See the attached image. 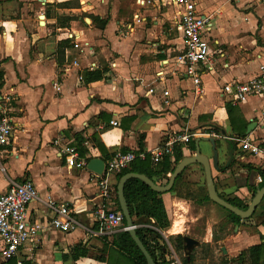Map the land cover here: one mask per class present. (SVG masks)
<instances>
[{
	"label": "crops",
	"instance_id": "crops-1",
	"mask_svg": "<svg viewBox=\"0 0 264 264\" xmlns=\"http://www.w3.org/2000/svg\"><path fill=\"white\" fill-rule=\"evenodd\" d=\"M77 1L0 0V108L13 129L8 144L0 146V193L10 181L30 180L38 198L28 206L27 219L43 225L22 251L26 263L127 264L129 258L113 243L122 231L111 236L92 233L97 225L90 209L102 201L96 176L78 164L91 158L106 163L115 152H149L183 128L212 127L220 136L213 141L196 137L157 163L147 156L154 184L165 185L177 164L198 150L208 160L216 193L247 208L253 189L262 183L255 182V175L264 174V162L230 138L249 135L264 143V101L252 96L231 104L221 87L258 74L264 62V3L193 0L196 11L212 23L214 61L212 74L202 77L203 96L198 98L191 81L170 64L182 48L172 9L137 7L140 19L126 22L114 4L89 8L86 0ZM82 12L104 21V26L82 22ZM258 17L263 18L257 23ZM147 18L151 25L146 29ZM73 40L88 42L91 52L79 58ZM162 43L173 46L158 48ZM73 58L81 69L69 68ZM89 61L96 62L93 69H85ZM92 71H100L102 77L86 82L83 74ZM159 71L165 75L162 81L156 76ZM163 90L168 91L165 98ZM65 147L76 152L72 162ZM116 176L109 178L111 193L104 201L110 209H118L113 195ZM160 198L169 220L166 229H158L153 218L144 216L131 217V223L163 236L164 260L170 248L180 252L184 264H250L248 254H241L264 245V197L248 218L233 220L208 197L200 163L186 165ZM51 203L86 208L74 216L78 227L59 231L48 226ZM178 235L180 249L168 240ZM185 236L196 241L190 250L184 248ZM193 253L198 255L191 260ZM262 257L264 261V251ZM0 264H15V259L4 260L0 254Z\"/></svg>",
	"mask_w": 264,
	"mask_h": 264
},
{
	"label": "built area",
	"instance_id": "built-area-1",
	"mask_svg": "<svg viewBox=\"0 0 264 264\" xmlns=\"http://www.w3.org/2000/svg\"><path fill=\"white\" fill-rule=\"evenodd\" d=\"M141 6L157 7L158 9H172L174 25L181 36L182 48L179 52L169 60L170 64L176 66V70L180 74H184L192 85L193 92L196 97L203 96L202 77L206 74H212L214 70V61L210 48L209 33L212 29V23L209 17L199 14L195 9L193 0H138ZM264 3V0H261ZM72 47L80 55L85 56L91 52V45L86 41H72ZM221 54V52H220ZM165 61V65L168 64ZM71 69H81V64L78 58H73L69 64ZM96 62L89 61L85 69H93ZM66 70L68 67L65 68ZM158 80H163L164 73L159 71L156 73ZM81 78V76H80ZM227 101L231 104H237L248 97L256 96L264 101V62L259 65L258 74L255 77L248 79L245 82L230 81L225 82L221 87ZM163 97L168 96V91L163 90ZM164 103L167 100L164 99ZM264 109V108H263ZM264 114V110H263ZM12 124L4 109L0 108V146L7 145L12 137ZM220 135L214 128L206 130H189L183 128L180 131L169 134L165 140L149 152H115L110 159L105 163V168L100 176H96V182L99 190L98 196L101 199L100 204H93L91 214L97 225L93 235L96 236H111L119 231H128L135 229L126 226L124 217L120 210L110 209L104 206V201L109 199L111 189L109 184L110 176L117 175L123 169H126L130 164L138 160H144L147 156L149 159L157 163L165 156H171L176 148H181L187 145L196 137L200 138H218ZM238 147L264 162V143L247 135L244 137L230 138ZM64 152L68 154L70 162L76 157V152L73 148L65 147ZM84 167L86 162L80 161L78 164ZM263 177L260 174L255 175V182L261 183ZM38 198L34 184L26 179L21 182L10 181L8 189L0 193V254L4 260L15 259V264H27V256L22 254L24 247L38 236L40 225L30 223L27 219L28 206ZM49 208L53 212V216L47 222V225L59 231H70L78 227V221L74 217L79 211H84L86 208L75 209L68 206L66 203L49 204ZM169 256L166 255L164 264H181L176 254L170 249ZM28 264H34L29 262Z\"/></svg>",
	"mask_w": 264,
	"mask_h": 264
},
{
	"label": "trees",
	"instance_id": "trees-1",
	"mask_svg": "<svg viewBox=\"0 0 264 264\" xmlns=\"http://www.w3.org/2000/svg\"><path fill=\"white\" fill-rule=\"evenodd\" d=\"M104 21H100L99 27L102 28L104 26ZM84 80L86 82L95 81L102 77L100 71H92L85 72L83 74ZM191 142V141H190ZM80 144V143H79ZM192 148V146H191ZM79 154L82 155L83 152L79 150ZM165 159V158H164ZM163 159V160H164ZM136 173L140 175L146 176L150 181L152 180V170L149 168V160L146 157L144 160L136 159L133 161L130 166L126 169H123L120 173L117 174V180H119L126 173ZM262 174V172H260ZM263 177L262 183L259 188L253 189V194L262 186H264V174L261 175ZM154 183V182H153ZM114 200L119 210V204L117 200L116 187L113 190ZM161 193L154 191L151 189L145 182L138 178H129L125 181L123 185V196L124 200L129 212L130 217L136 216H144L148 218H153L157 224L158 229H166L169 226V220L160 198ZM222 198V197H221ZM229 204L235 206L239 209H246V206H240L233 199H225ZM230 213V212H229ZM230 216L233 220L239 221L240 218L230 213ZM125 223V221H124ZM136 236L142 243V245L147 250L154 264H164L165 260L163 259L165 242L163 236H161L156 230L151 228H142L136 227L134 229ZM161 240L162 246L158 245V241ZM168 240L173 243H176L177 248H181L182 245V237H168ZM113 243L118 251L124 253L129 258V263L132 264H147L146 259L143 254L140 252L135 242L131 239L130 235L127 231L119 232ZM264 245H255L250 247L243 254H248L250 264H264L263 254Z\"/></svg>",
	"mask_w": 264,
	"mask_h": 264
},
{
	"label": "water",
	"instance_id": "water-1",
	"mask_svg": "<svg viewBox=\"0 0 264 264\" xmlns=\"http://www.w3.org/2000/svg\"><path fill=\"white\" fill-rule=\"evenodd\" d=\"M250 129L251 128L248 126L246 133H248ZM208 140L213 141L210 138H208ZM230 156H232V150L230 152ZM190 163H200L203 166L204 173H205V181H206V188H207L208 197L213 202L220 205L224 209L228 210L230 213L234 214L235 216H238V217L243 218V219L248 218L251 215V213L254 211L256 206L259 204L260 200L264 197V187H262L255 192L252 201L250 202V204L247 206V208L245 210L239 209V208L229 204L226 200L221 198L216 193L215 188H214V184H213V181L211 178V172H210L208 160L206 157L199 154L198 150H196L194 156L186 157L177 164V166L174 168L172 174L170 175L168 182L163 186H158V185L154 184L152 181H150L144 175H140V174H136V173H132V172L124 174L118 180V183L116 186L117 200H118V204H119V209H120V211L124 217V221H125L126 226H128V227L132 226L131 217L129 215V212H128V209H127V206H126V203L124 200V196H123V185L127 179L138 178V179L142 180L143 182H145L151 189H153L156 192H159V193L167 192L171 189V187L174 183V180L180 174L182 169ZM104 168H105V163L100 158H91L88 160V162L86 164V169L88 171H90L91 173H93L94 175H97V176L102 175ZM127 232L130 235L131 239L135 242V244L138 247V249L140 250V252L143 254L144 258L146 259L147 264H154L150 255L148 254L147 250L145 249V247L142 245V243L140 242V240L136 236L134 229L131 228ZM183 242H184V248L186 250H190L194 245H196V241H194L193 239L186 237V236L183 237Z\"/></svg>",
	"mask_w": 264,
	"mask_h": 264
},
{
	"label": "rangeland",
	"instance_id": "rangeland-1",
	"mask_svg": "<svg viewBox=\"0 0 264 264\" xmlns=\"http://www.w3.org/2000/svg\"><path fill=\"white\" fill-rule=\"evenodd\" d=\"M84 1L85 0H82L80 2V4H83ZM75 3L78 4L79 1L76 0ZM95 3L101 4V5L102 4H105L106 6L107 5L111 6L112 4L116 5L117 8L119 9V15L121 17L125 18V21L126 22H128V21L129 22H133V19H135V20L136 19H140L139 18L140 15L137 12V10H138L139 7H143V6H141L142 5L141 2H139L138 0H86V4L85 5L87 7H89V8H93ZM135 8H137V10ZM80 16H81V18L84 19V20L82 19V22H85L86 21L90 25H96V26H99L100 25V21L96 17H94V16H91V15L88 16L86 13H83V12H82V14ZM261 18H263V17H261ZM261 18H260V20H259V17L257 18V23L258 22H261ZM147 19L148 20H146L147 22L145 24L146 29L151 25L150 24V21H149L150 19L149 18H147ZM158 31H160V29ZM175 32L177 33L176 30H175ZM126 33L127 32L123 31V33H121V36L122 37H125L126 36ZM173 37H174V34H173ZM173 37L171 36V38H173ZM141 44H145L146 45V48L148 49V46H147V45H149L148 43H145V41H144V42H141ZM168 46H173V45H172V43H169V44L162 43V44H160V46H158V48L161 49V48H165V47H168ZM208 90H211V89H208ZM189 192H191V191H187V193H189ZM191 193L195 196V198H199L200 197V195H196V194H194V192H191ZM166 253L169 256V250L168 249L166 250ZM197 255L198 254H194L193 253V255L191 257V260L192 259L194 260L195 257H197ZM176 256L179 259V261L181 262V264H184L183 258L181 257L180 252H177L176 253ZM127 264H132V263L127 262ZM199 264H204V263H199ZM211 264H226V262L224 260H222V261L219 260V261L212 262Z\"/></svg>",
	"mask_w": 264,
	"mask_h": 264
},
{
	"label": "bare ground",
	"instance_id": "bare-ground-1",
	"mask_svg": "<svg viewBox=\"0 0 264 264\" xmlns=\"http://www.w3.org/2000/svg\"><path fill=\"white\" fill-rule=\"evenodd\" d=\"M174 222V221H173Z\"/></svg>",
	"mask_w": 264,
	"mask_h": 264
}]
</instances>
